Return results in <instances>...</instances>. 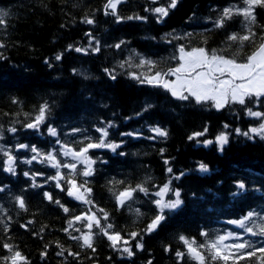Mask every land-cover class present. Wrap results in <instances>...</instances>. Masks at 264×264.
<instances>
[{
    "label": "trees",
    "instance_id": "16d2710c",
    "mask_svg": "<svg viewBox=\"0 0 264 264\" xmlns=\"http://www.w3.org/2000/svg\"><path fill=\"white\" fill-rule=\"evenodd\" d=\"M106 2L0 0V10L8 12L4 17L6 24L0 25V43L4 44L0 48L3 57L0 58V135L3 136L0 146L11 149L17 157L16 174L12 175L3 171L6 157L0 153V187L5 189L0 192V256L9 254L2 248L6 242L14 245L31 264H148L149 260L152 264H195L187 256L182 261L176 257L177 251L186 252L178 239L180 235L203 243L205 237L200 235L201 231L208 232L210 238L229 230L241 232L227 221L239 219L249 210L264 208V140L258 137L248 140L234 131L236 128L247 131L260 121L247 116L238 104L218 111L210 103L176 100L163 88L140 84L126 74L150 75L147 68L126 66L121 69L118 65L130 56L134 63L143 57L156 63L152 72L166 71L178 66V60L173 57L179 56L181 45L186 50L200 47L209 52L224 50L221 53L224 56L235 55L242 61L255 50L264 35V7L255 9L256 24L252 26L257 33L255 42H245L241 47L226 38L233 32L244 34L242 17H234L224 28L213 27V21L224 7L231 4L243 6L241 0H179L177 7L161 23H157L155 16L145 9L166 5L167 0H158L157 4L152 0H124L117 8L121 17L139 15L146 16L147 20L124 19L119 23L114 16L105 15ZM86 17L93 19L94 24L84 23ZM88 33L95 38L93 47L95 41H99L100 52L67 51L68 45L88 48L91 38ZM121 40L125 41L121 48L112 47ZM60 53L63 57L56 61L54 57ZM114 68L116 79L112 80L104 70ZM73 69L83 75L74 74ZM45 103L50 110L40 129L25 128L24 125L34 121L40 106ZM146 104L152 107L145 112ZM247 106L254 111H264V105ZM137 113L141 115L137 116ZM109 121L116 126L109 129L108 139L125 142L115 153L108 149L89 151L97 162L93 165L95 174L87 178L86 187L92 189L91 200L97 208L109 214L108 222L114 225L113 231L120 232L125 239L129 238L127 234L130 232H141L155 215V205L151 201L157 197L137 193L134 201L118 207L109 187L120 191L129 184L145 183L150 193H155L171 178L167 167H172L176 175L181 171L186 173L179 180L172 181V187L181 191L183 204L168 214L156 232L144 235L142 251L135 249V241L131 242L135 255L130 258L114 251L106 237L101 235L95 237V252L81 248L79 242L71 239L63 231L67 221L90 205L68 197L66 191L55 188L52 181L45 183L47 177L55 175L56 169L37 161L23 163L33 153L15 149L20 143L34 145L43 152L52 150L53 146L59 149L60 145L55 143L57 138L47 133L50 125L57 129L62 143L79 150L82 146L79 141L84 135L95 139L99 136L95 129L106 126ZM225 124L228 128L224 127ZM150 126L165 129L168 136L148 139L154 135L148 131ZM11 127L17 132H9ZM73 128L87 131L72 135ZM205 128L204 135L188 139L193 133L204 132ZM137 130L142 133L137 138L120 135ZM221 132L229 133V143L223 151H219L215 143L203 144L205 140L215 141ZM161 149H164L163 153ZM119 152L126 155H118ZM58 159L72 162L70 157L59 156ZM165 160L169 161L168 165ZM199 162L208 166L207 173L198 171ZM77 167L82 169L83 166L78 164ZM25 172L30 175L43 173L36 176V183L44 186L30 187L32 180L24 175ZM83 179L76 177L78 184ZM113 180H123L124 184L112 185L109 182ZM241 180L248 186V191L234 199L231 194L236 190L235 182ZM45 191L70 211L65 213L45 199ZM16 196L24 197L26 211L16 206ZM166 199H174L172 193H168ZM135 209H139L142 215L137 216ZM29 221L33 223L29 225ZM5 225L8 226L7 232L4 231ZM21 225L28 227L22 228ZM75 227L83 228V225L77 223ZM69 232L73 236L80 235L72 229ZM57 244L66 250L63 256L56 255L60 251ZM45 245H48V255L42 260L40 253L45 250ZM166 246L170 251L164 250ZM68 251L79 253V257L68 255ZM241 264H255V260L242 261Z\"/></svg>",
    "mask_w": 264,
    "mask_h": 264
},
{
    "label": "snow or ice",
    "instance_id": "6c2138e0",
    "mask_svg": "<svg viewBox=\"0 0 264 264\" xmlns=\"http://www.w3.org/2000/svg\"><path fill=\"white\" fill-rule=\"evenodd\" d=\"M124 0H107L104 5L105 15H112L116 18V22H121L124 19L127 20H147L146 16H128L121 17L118 14V5L123 3ZM242 5L231 4L224 7L219 17L213 21V27L220 29L226 26L228 21H231L234 17H242V23L246 31L244 34L233 32L227 36V41L231 43H238L241 47L245 42L254 43L257 33L253 31V25L256 24L255 9L257 6L264 7V0H241ZM153 4H157L158 0H152ZM179 0H167L166 5H161L153 8H146L145 11H150L156 18L157 23H161L169 15L172 9L177 7ZM8 16L7 11L0 10V25H5L6 20L4 17ZM84 23L94 24V20L91 18H85ZM91 37V33H88ZM191 35V34H188ZM180 37H174L179 39ZM91 37L89 40L88 48L74 47L68 45L67 51L74 50L77 53L88 54L89 50L92 52H100V43L95 41L93 47V40ZM261 42L256 46L255 50L247 57L240 61L236 56L226 57L213 49L211 52L205 48H192L186 50L183 45L178 48L179 56L173 57L178 60V66L168 68L166 71H155L152 69L156 67V63L151 60H147L143 57H139L137 63L133 62V57L130 56L127 60L119 63L118 67L121 69L128 68H147L151 73H136L127 72L126 74L136 80L140 84H148L153 87L163 88L166 92L170 93L171 97L180 101L194 100L196 104L210 103V106L216 110H221L225 107L238 104L245 110L247 116L255 118L260 121L257 126H251L247 131H242L240 128L234 129L236 135L243 136L248 140H253L258 137L264 140V111H254L252 107H248V104L264 105V35L260 37ZM171 42V41H169ZM125 41L121 40L119 43L112 45L116 49L121 48ZM4 44L0 43V48H3ZM138 55V54H136ZM238 55V54H237ZM63 57V53L57 54L54 59L60 61ZM0 58H3L0 56ZM46 63H49L46 61ZM49 66L51 64L49 63ZM105 73L112 79H116V69H105ZM74 74L83 75V73H77L76 69H73ZM168 77H175V79H169ZM87 78V77H85ZM16 103L17 101H13ZM152 107L151 104H146L143 111H148ZM49 105L47 103L42 104L39 108L38 115H36L33 122H29L24 125L27 129L39 130L41 124L46 120V116L49 112ZM141 113H137V116ZM114 122L109 121L104 127H97L96 132L99 136L93 139L90 135H84L83 139L79 141L82 145L79 150L70 147L68 144H64L59 139V133L55 127L48 126L47 133L51 137H56L55 143L60 145L57 149L53 146L52 150L43 152L36 146L28 144H17L15 146L16 151L25 150L33 153L30 159H25L22 162L26 164H32L33 161H37L41 164H46L51 168L56 169V173L53 176L46 178L45 183L49 181L54 182L55 188L61 192L66 191V195L76 201H80L82 204L90 205L80 215H75L67 221V227L63 229L64 232L68 233L69 237L80 243L81 248L91 249L93 252L96 251L94 247L95 237L101 235L106 237L109 241V247L114 251L126 254L129 258L135 255L133 251L132 241H135V249L143 250V237L144 235H150L156 232L163 223L167 220L168 214L173 210L178 209L182 204L181 191L179 188L172 187L173 180H179L186 173L181 171L178 175L173 174L172 167H167V172L171 175V178L163 184L155 193H150L145 183H138L135 186L131 184L126 185L123 190L116 191L114 187H109V192L115 197L118 207H124L129 201L136 199L137 193H143L145 196L154 195L157 197L152 200L151 203L155 205V215L151 218L150 222L141 232H130L128 233V239H125L120 232L113 231L114 225L109 221V214L103 209L97 208V206L91 200L92 189L86 187L89 183L88 177L95 174L93 165L96 164L90 155L89 151L92 149H108L112 152H116L125 141L121 140L119 143L110 141L109 129L115 127ZM228 128V125H224ZM11 133H16L17 129L11 127L8 129ZM86 129L73 128L71 134L85 132ZM148 131L154 135L148 137V139L155 140L157 137L166 138L168 132L159 126H150ZM207 132V128L204 132H196L188 137L189 140H194ZM122 137L137 138L142 133L137 131L122 132ZM3 136L0 135V139ZM87 141V143H85ZM199 142V141H198ZM217 144L218 150L223 151L224 146L229 143V133L221 132L213 140H205L203 144L205 146L210 144ZM163 153L164 149L160 150ZM0 153L6 157L4 161L3 171L16 174V160L17 157L12 154L11 149H5L0 146ZM118 155H126L124 152H119ZM59 156L70 157L72 162H62L58 159ZM107 163V161H101ZM166 165L169 164L168 160H165ZM82 165V169H78L77 165ZM61 168L68 169V173L61 172ZM197 169L201 173H207L209 171L208 166L199 162ZM26 177H30L32 188H42L44 185L36 183V176L43 175V173H32L25 172ZM84 177L81 183H77L76 177ZM150 179V178H148ZM112 185L124 184L123 180H113L109 182ZM235 191L231 194L232 197L238 198L246 194L248 186L241 180L235 182ZM4 187H0V192H3ZM260 191V189H255ZM168 193H172L174 199H166ZM45 199L51 203H55L65 213H68L69 208L65 207L60 200H54L50 192L45 191L43 193ZM16 206L26 211L27 206L23 196H16ZM96 209L93 211V209ZM137 216L142 215L139 209H135ZM10 219V217H9ZM101 221H104L102 223ZM33 223L29 221L30 225ZM77 223H81L83 228L75 227ZM228 224L241 229V232L226 231L223 234H217L214 237L209 236L206 231H201L200 235L205 237L203 243H198L195 238H188L184 235L178 237L179 241L184 245L186 252L177 251L175 253L178 260H183L187 256L195 264H241L242 261L255 260V264H264V208L257 210L252 209L247 211L241 218L227 221ZM22 228H27L28 225H21ZM69 229L80 233L79 236H73ZM83 229H87L84 231ZM96 229V231H93ZM4 231H8V226L5 225ZM43 231V229L41 230ZM34 235H39L34 233ZM139 237V239H137ZM249 237V238H245ZM257 239H251V238ZM48 245H45V250L40 253L41 259H45L48 255ZM57 247L60 251L56 253L57 256H63L66 251L59 244ZM2 248L5 249L9 254L0 256V264H31L28 260L14 245L10 243H3ZM166 252L170 251L169 247H165ZM68 255L73 257H79V253H73L68 251ZM148 264H152L149 260Z\"/></svg>",
    "mask_w": 264,
    "mask_h": 264
},
{
    "label": "rangeland",
    "instance_id": "374dc122",
    "mask_svg": "<svg viewBox=\"0 0 264 264\" xmlns=\"http://www.w3.org/2000/svg\"><path fill=\"white\" fill-rule=\"evenodd\" d=\"M169 79H175V77H171V78H169Z\"/></svg>",
    "mask_w": 264,
    "mask_h": 264
},
{
    "label": "bare ground",
    "instance_id": "6f19581e",
    "mask_svg": "<svg viewBox=\"0 0 264 264\" xmlns=\"http://www.w3.org/2000/svg\"><path fill=\"white\" fill-rule=\"evenodd\" d=\"M70 66V65H69ZM55 92V91H54ZM55 94V93H54ZM59 94V93H58ZM53 113V112H52ZM81 117V116H80Z\"/></svg>",
    "mask_w": 264,
    "mask_h": 264
}]
</instances>
